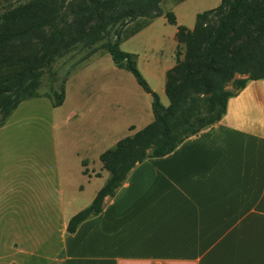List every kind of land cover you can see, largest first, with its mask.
I'll return each mask as SVG.
<instances>
[{
    "label": "trees",
    "instance_id": "1",
    "mask_svg": "<svg viewBox=\"0 0 264 264\" xmlns=\"http://www.w3.org/2000/svg\"><path fill=\"white\" fill-rule=\"evenodd\" d=\"M163 1L27 0L0 12V128L25 101L45 98L53 108L63 104L65 79L45 94L42 80L79 48L105 51L152 96L153 121L99 156L109 178L92 203L69 220L68 234L101 213L104 199L115 195L137 164L170 154L219 122L229 98L248 81L264 80V0H221L196 15L192 30L177 26L175 38L184 54L165 74L168 105L163 106L136 69L134 55L120 50L116 32L136 19L161 17ZM166 17L175 24L172 13ZM230 84L235 92L227 89Z\"/></svg>",
    "mask_w": 264,
    "mask_h": 264
},
{
    "label": "rangeland",
    "instance_id": "2",
    "mask_svg": "<svg viewBox=\"0 0 264 264\" xmlns=\"http://www.w3.org/2000/svg\"><path fill=\"white\" fill-rule=\"evenodd\" d=\"M24 1L0 0V12ZM220 1L164 0L161 17L116 29L120 50L134 55L136 69L163 106L168 105L165 72L184 54L175 38L177 26L192 30L196 15ZM169 13L174 25L168 23ZM61 79V106L53 108L45 98L25 101L0 128V264H42L45 253L59 251L69 220L91 204L103 183V177L88 180L81 173L82 160L96 169L99 154L131 135L130 125L139 131L154 119L152 96L105 51L79 48L60 59L44 75L41 93L58 90ZM227 89L235 92L231 84Z\"/></svg>",
    "mask_w": 264,
    "mask_h": 264
},
{
    "label": "crops",
    "instance_id": "3",
    "mask_svg": "<svg viewBox=\"0 0 264 264\" xmlns=\"http://www.w3.org/2000/svg\"><path fill=\"white\" fill-rule=\"evenodd\" d=\"M128 131L137 132L134 125ZM87 163L81 173L88 180L103 177L96 196L109 173L101 162L96 169ZM41 258L42 264H264V80L248 81L229 98L219 122L170 154L137 164L100 214Z\"/></svg>",
    "mask_w": 264,
    "mask_h": 264
}]
</instances>
